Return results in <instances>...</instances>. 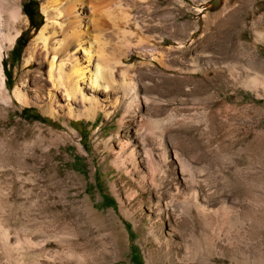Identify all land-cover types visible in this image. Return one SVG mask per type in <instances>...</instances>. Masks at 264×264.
<instances>
[{"label":"rangeland","instance_id":"1","mask_svg":"<svg viewBox=\"0 0 264 264\" xmlns=\"http://www.w3.org/2000/svg\"><path fill=\"white\" fill-rule=\"evenodd\" d=\"M137 1L123 0L122 58L137 104L125 113L113 89L90 118L25 82L44 16L18 0L26 22L0 66V264H264V0Z\"/></svg>","mask_w":264,"mask_h":264},{"label":"bare ground","instance_id":"2","mask_svg":"<svg viewBox=\"0 0 264 264\" xmlns=\"http://www.w3.org/2000/svg\"><path fill=\"white\" fill-rule=\"evenodd\" d=\"M150 2L155 6L158 4L156 0H138L134 7L139 3L147 6ZM125 7L127 5L123 0H42L44 24L25 50V82L36 89H42L45 82L49 87H45L48 102L51 103L59 95L69 113L72 112L71 101L79 99L88 117L99 108L98 100L103 94L118 89L128 98L127 113L129 107L137 104V95L126 84L124 75L127 68L124 70L122 66V58L133 46L125 30L127 22H130ZM133 20L139 27L138 21ZM25 22L18 0H0V66L4 53ZM169 25L164 24L165 27ZM181 36L183 32L178 38ZM178 45L182 46L181 41ZM109 47L116 52L115 55H109ZM2 84L0 69V100L4 110L8 106ZM14 97L25 103L26 99L17 91ZM100 109L109 116L106 109Z\"/></svg>","mask_w":264,"mask_h":264},{"label":"trees","instance_id":"3","mask_svg":"<svg viewBox=\"0 0 264 264\" xmlns=\"http://www.w3.org/2000/svg\"><path fill=\"white\" fill-rule=\"evenodd\" d=\"M30 4L31 3H26V4H24L23 5V7H22V10H23V12L30 18V10H29V6H30ZM33 27H37V25H33ZM41 27V26H40ZM24 112H25V109H22L21 110V114H24ZM34 118L35 119H39V117H36V116H34Z\"/></svg>","mask_w":264,"mask_h":264}]
</instances>
